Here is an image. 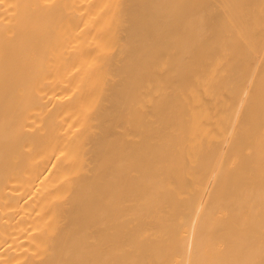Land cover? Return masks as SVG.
<instances>
[{"label": "bare ground", "instance_id": "bare-ground-1", "mask_svg": "<svg viewBox=\"0 0 264 264\" xmlns=\"http://www.w3.org/2000/svg\"><path fill=\"white\" fill-rule=\"evenodd\" d=\"M0 264H264V0H0Z\"/></svg>", "mask_w": 264, "mask_h": 264}]
</instances>
